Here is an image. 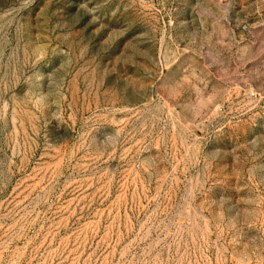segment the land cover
<instances>
[{"label": "rangeland", "instance_id": "1", "mask_svg": "<svg viewBox=\"0 0 264 264\" xmlns=\"http://www.w3.org/2000/svg\"><path fill=\"white\" fill-rule=\"evenodd\" d=\"M0 264H264V0H0Z\"/></svg>", "mask_w": 264, "mask_h": 264}]
</instances>
